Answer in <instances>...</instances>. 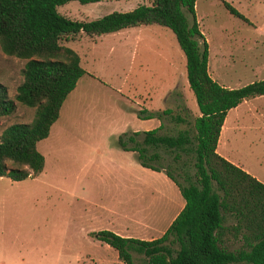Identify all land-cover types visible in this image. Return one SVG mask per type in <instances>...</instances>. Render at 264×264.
Masks as SVG:
<instances>
[{
  "label": "rangeland",
  "instance_id": "rangeland-1",
  "mask_svg": "<svg viewBox=\"0 0 264 264\" xmlns=\"http://www.w3.org/2000/svg\"><path fill=\"white\" fill-rule=\"evenodd\" d=\"M222 1L245 21L230 14L221 0L194 3L210 77L227 88L264 79V0ZM150 2L68 1L56 10L70 20L89 21ZM61 43L77 53L85 73L64 98L48 135L36 143L43 156L41 171L19 181L0 176V264H123L115 250L90 232H113L124 222L130 237L156 238L181 197L160 171L140 167L134 152L121 150L117 138L154 128L157 122L159 134L185 128L168 115L161 121L137 118L139 110L170 109L186 119L197 115L184 56L171 31L157 25L96 37L79 33ZM24 62L0 51V84L14 104L11 114L0 117V133L32 119L34 108L14 99ZM225 120L230 125L225 155L264 184V95L242 101ZM161 155L159 165L177 176L179 162ZM139 258L133 254L134 264Z\"/></svg>",
  "mask_w": 264,
  "mask_h": 264
},
{
  "label": "trees",
  "instance_id": "trees-1",
  "mask_svg": "<svg viewBox=\"0 0 264 264\" xmlns=\"http://www.w3.org/2000/svg\"><path fill=\"white\" fill-rule=\"evenodd\" d=\"M68 1L101 0H0V51L25 60L14 99L34 108L28 123H12L1 131L0 176L19 181L34 177L43 167L36 143L48 135L64 98L85 73L77 53L62 40L79 33L94 37L135 26L164 27L184 56L185 78L197 115L186 119L170 109L139 110L137 118L161 121L162 115H168L171 122L185 128L175 134H159V124L150 130L123 133L117 145L134 152L140 166L162 171L176 186L183 207L156 238L123 237L105 229L90 235L115 250L123 264H134L133 254L140 255L138 264H264V184L215 152L227 110L264 95V79L227 88L210 77L207 43L195 18V0H151L149 5L112 11L89 21L59 14L56 7ZM221 3L245 21L228 3ZM13 110L14 104L0 84V117ZM160 152L175 164L179 162L175 169L181 182L159 165Z\"/></svg>",
  "mask_w": 264,
  "mask_h": 264
},
{
  "label": "crops",
  "instance_id": "crops-1",
  "mask_svg": "<svg viewBox=\"0 0 264 264\" xmlns=\"http://www.w3.org/2000/svg\"><path fill=\"white\" fill-rule=\"evenodd\" d=\"M94 37H96V36H94ZM176 85H177V83H176ZM175 85V86H176ZM244 101V100H243ZM242 102V101H241ZM240 102V103H241ZM239 103V104H240ZM239 104H237L236 106H238ZM235 106V107H236ZM235 107H233V108H235ZM233 108H231V109H233ZM191 109V108H190ZM230 110V109H229ZM229 110H227V112H226V114L228 113V111ZM226 114H225V116H224V118H223V122H222V125H221V127H220V130H219V134H218V138H217V141H216V146H215V152L218 154V155H220L221 157H223V158H225L226 160H228L229 162H231V163H233L226 155H225V153H224V143H225V141H226V133H227V131L230 129L229 127H230V125L229 124H227V121L225 120V118H226ZM159 125V122H157V125H156V127ZM155 128V127H154ZM151 129H153V128H151ZM148 130H150V129H148ZM143 131H146V130H143ZM133 132H135V131H133ZM224 142V143H223ZM233 164H235V163H233ZM236 165V164H235ZM140 166V165H139ZM140 167H142V166H140ZM142 168H144V167H142ZM241 168V167H240ZM144 169H148V168H144ZM148 170H150V169H148ZM150 171H153V170H150ZM244 171H246V170H244ZM154 172H159V171H154ZM164 176H165V174L162 172V171H160ZM247 172V171H246ZM166 177V176H165ZM167 178V177H166ZM168 179V178H167ZM170 180V179H169ZM171 181V180H170ZM175 186V185H174ZM176 187V186H175ZM177 189V188H176ZM177 192H178V190H177ZM178 194H179V192H178ZM179 196H180V194H179ZM181 197V196H180ZM183 204H184V201H183V199H182V197H181V200L178 202V208L176 209V211H175V213H174V215L171 217V219H170V222L172 221V219L176 216V214L181 210V208L183 207ZM169 222V223H170ZM169 223H168V225H169ZM167 225V226H168ZM117 227H119V228H117V229H114L113 230V232L114 233H117V235H120V236H123V237H130V234L128 233V232H130L129 230H128V227L126 226V224L124 223V222H122V223H120V224H118L117 225ZM166 229V228H165ZM164 229V230H165ZM163 233V232H162ZM161 233V234H162ZM160 234V235H161ZM159 235V236H160ZM134 238V237H133Z\"/></svg>",
  "mask_w": 264,
  "mask_h": 264
}]
</instances>
